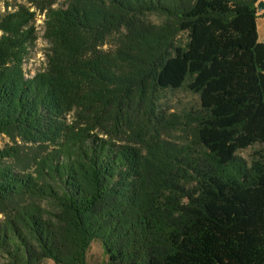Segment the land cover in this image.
Instances as JSON below:
<instances>
[{
    "label": "trees",
    "instance_id": "1",
    "mask_svg": "<svg viewBox=\"0 0 264 264\" xmlns=\"http://www.w3.org/2000/svg\"><path fill=\"white\" fill-rule=\"evenodd\" d=\"M257 2L0 0V264H264Z\"/></svg>",
    "mask_w": 264,
    "mask_h": 264
},
{
    "label": "rangeland",
    "instance_id": "2",
    "mask_svg": "<svg viewBox=\"0 0 264 264\" xmlns=\"http://www.w3.org/2000/svg\"><path fill=\"white\" fill-rule=\"evenodd\" d=\"M14 1V0H9ZM22 1V0H15ZM64 0H60V2ZM2 7V6H0ZM43 14H36L34 25L36 28L37 38L31 48L29 55L23 65L24 75H33L36 71L42 70L45 66V52L48 48V43L43 38ZM149 19L154 22H158L159 18L156 15H149ZM110 44H105L103 48H108ZM160 103L162 107L168 112L175 113H185L188 111H195L199 108V98L196 94L188 91L185 88H179L177 90H165L161 93ZM70 119V116H67ZM189 136V133L182 131L181 129H176L168 135V138L177 142H180L183 138ZM9 143L8 138L4 134H0V146ZM254 147H248L246 149L240 150L239 154L246 159H249V154ZM88 263L89 264H104L105 257L102 253L100 244L93 241L90 245L88 251ZM0 261H2V256L0 255ZM45 264H52L51 261H45Z\"/></svg>",
    "mask_w": 264,
    "mask_h": 264
},
{
    "label": "crops",
    "instance_id": "3",
    "mask_svg": "<svg viewBox=\"0 0 264 264\" xmlns=\"http://www.w3.org/2000/svg\"><path fill=\"white\" fill-rule=\"evenodd\" d=\"M264 3V0H258ZM257 17H256V31L258 40L264 43V8L260 11L256 10Z\"/></svg>",
    "mask_w": 264,
    "mask_h": 264
},
{
    "label": "water",
    "instance_id": "4",
    "mask_svg": "<svg viewBox=\"0 0 264 264\" xmlns=\"http://www.w3.org/2000/svg\"><path fill=\"white\" fill-rule=\"evenodd\" d=\"M264 8V3L258 1L257 4H256V9L258 11L262 10Z\"/></svg>",
    "mask_w": 264,
    "mask_h": 264
}]
</instances>
